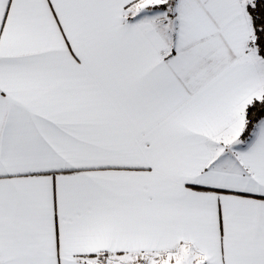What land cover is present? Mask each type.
Instances as JSON below:
<instances>
[{"label":"snow or ice","instance_id":"1","mask_svg":"<svg viewBox=\"0 0 264 264\" xmlns=\"http://www.w3.org/2000/svg\"><path fill=\"white\" fill-rule=\"evenodd\" d=\"M0 264H264V0H0Z\"/></svg>","mask_w":264,"mask_h":264}]
</instances>
